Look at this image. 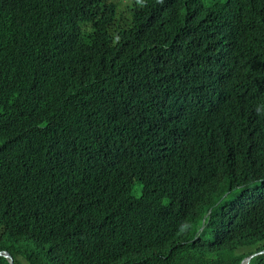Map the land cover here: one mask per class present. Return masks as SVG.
<instances>
[{"label": "trees", "instance_id": "trees-1", "mask_svg": "<svg viewBox=\"0 0 264 264\" xmlns=\"http://www.w3.org/2000/svg\"><path fill=\"white\" fill-rule=\"evenodd\" d=\"M134 1L0 0V252L13 264L264 251V0H216L219 23L204 0Z\"/></svg>", "mask_w": 264, "mask_h": 264}, {"label": "clouds", "instance_id": "clouds-1", "mask_svg": "<svg viewBox=\"0 0 264 264\" xmlns=\"http://www.w3.org/2000/svg\"><path fill=\"white\" fill-rule=\"evenodd\" d=\"M132 6L134 7H137L139 8V6L137 5V3L134 1V0H127ZM72 7L74 8V10L76 11V13L80 10L81 8V2L79 3H71ZM83 5H85V1L83 2ZM82 5V6H83ZM203 7L206 11L207 14L211 15L215 21L217 23L227 19V14L226 12L224 11V9L222 7L219 6L218 2L216 0H204L203 1ZM75 18L72 17L70 18V21L73 20ZM222 32L226 35V36H229L231 37V33L227 32V31H224L222 30ZM3 252H0V256H3L2 254ZM260 254H264V251L261 252V253H257V254H254V255H251L249 257H246L245 259H243L241 261L240 264H250V260ZM4 257V256H3ZM5 258V257H4ZM7 259V258H6ZM8 260V259H7ZM9 261V260H8ZM13 264V263H12Z\"/></svg>", "mask_w": 264, "mask_h": 264}, {"label": "rangeland", "instance_id": "rangeland-1", "mask_svg": "<svg viewBox=\"0 0 264 264\" xmlns=\"http://www.w3.org/2000/svg\"><path fill=\"white\" fill-rule=\"evenodd\" d=\"M135 188H137L136 185L134 186V189L133 190H135ZM238 192H239V190H233V191H231L230 193H228L226 195V198L225 199L228 200V199L234 198L238 194Z\"/></svg>", "mask_w": 264, "mask_h": 264}, {"label": "water", "instance_id": "water-1", "mask_svg": "<svg viewBox=\"0 0 264 264\" xmlns=\"http://www.w3.org/2000/svg\"><path fill=\"white\" fill-rule=\"evenodd\" d=\"M2 254H3V256H4L5 258H7V259L9 260V263H10V264L13 263V262H12V258L9 256V254H8L7 252H3Z\"/></svg>", "mask_w": 264, "mask_h": 264}]
</instances>
